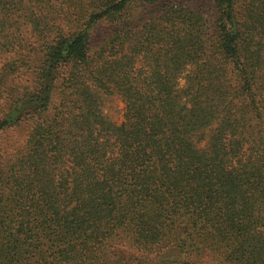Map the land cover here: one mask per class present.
<instances>
[{
	"label": "trees",
	"instance_id": "trees-1",
	"mask_svg": "<svg viewBox=\"0 0 264 264\" xmlns=\"http://www.w3.org/2000/svg\"><path fill=\"white\" fill-rule=\"evenodd\" d=\"M216 263L264 264V0H0V264Z\"/></svg>",
	"mask_w": 264,
	"mask_h": 264
},
{
	"label": "rangeland",
	"instance_id": "rangeland-1",
	"mask_svg": "<svg viewBox=\"0 0 264 264\" xmlns=\"http://www.w3.org/2000/svg\"><path fill=\"white\" fill-rule=\"evenodd\" d=\"M22 80L23 82H26V78H23ZM184 82L185 80L182 79L180 85H184ZM102 111L108 120L115 124H120L125 118L126 105L119 95H108L103 100ZM26 132L25 129L13 130L7 133V137L11 136V138L15 139L17 143H22L26 140Z\"/></svg>",
	"mask_w": 264,
	"mask_h": 264
}]
</instances>
